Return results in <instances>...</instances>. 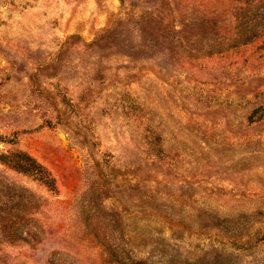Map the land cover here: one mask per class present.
<instances>
[{
  "label": "rangeland",
  "instance_id": "1",
  "mask_svg": "<svg viewBox=\"0 0 264 264\" xmlns=\"http://www.w3.org/2000/svg\"><path fill=\"white\" fill-rule=\"evenodd\" d=\"M0 264H264V0H0Z\"/></svg>",
  "mask_w": 264,
  "mask_h": 264
}]
</instances>
